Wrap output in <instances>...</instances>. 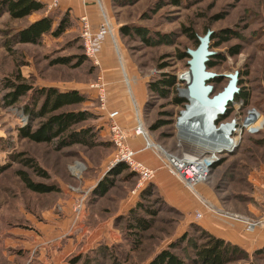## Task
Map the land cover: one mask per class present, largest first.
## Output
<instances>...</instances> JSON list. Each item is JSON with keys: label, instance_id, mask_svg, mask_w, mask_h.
Here are the masks:
<instances>
[{"label": "rangeland", "instance_id": "1", "mask_svg": "<svg viewBox=\"0 0 264 264\" xmlns=\"http://www.w3.org/2000/svg\"><path fill=\"white\" fill-rule=\"evenodd\" d=\"M39 1L46 5V10L25 20L13 21L7 13L0 15V139L10 143L7 148L0 143V168L5 167L0 173V264H31L34 257L30 253L23 259L18 255L24 249L35 248L48 255L50 249L52 254L57 249L62 252L66 242L73 240V247L77 243L82 244L73 252L70 250L64 258H80L82 264V257L92 252L86 249L88 239L97 242L101 237V240H108L99 244L112 247L110 251L114 255L117 252L118 259L124 263L130 252L126 219L129 209L137 206V197L138 202H143L156 214L152 217L142 213L147 220L153 221V228L144 234L142 246L129 264H148L184 233L190 235L192 242L176 248L174 253L186 264H192L195 250L191 244L205 243L201 234L192 228V223L197 224L202 219L201 211H207L221 221L224 229L241 228L240 233L245 236L243 241L258 235L264 227V224L259 225L264 222V0H186L181 8L171 7L168 0H100L99 4H92L96 6L95 17L98 20L96 28L94 25L93 28L98 31L106 17L112 34L105 40L103 52L99 55L100 66L96 70L91 67L94 66L92 62L86 61L81 67L75 66L76 60L68 66L52 65L56 58L78 59L83 56L82 29L78 20H71V27L60 38L48 36L42 44H16L11 50L6 48L7 39L43 16L52 17L56 25L67 11L70 19L73 18L72 11L65 8V3L72 0ZM137 27L143 28L151 38L148 43L142 36L132 33ZM124 28H128L131 34L124 33ZM227 29H231L233 35L225 41L221 36ZM208 31L214 32L211 51L216 55L211 59L217 63L211 72L229 75L238 71L239 94L247 95V98L235 101L220 116L224 118L221 120L219 117L213 124L214 130L219 131L236 120L240 133L238 147L233 151L207 153L198 139L200 127L204 124L203 116L207 114L195 112L188 117L191 106H200L192 105L184 97L188 88L184 75L189 71L190 58L179 60V55L198 47L187 34L196 36L199 42L198 38L204 37ZM233 47H240L239 54H231ZM16 74L35 87H58L62 91L80 88L81 92L91 93L93 102L85 108L97 115H100L97 109L101 108L99 90L91 86L98 83L104 85L106 112L109 107L115 108L118 89L124 91L126 107L132 119L125 125L119 123L127 134L128 145L133 150L140 149L141 153L147 152L155 159L159 167L151 166L152 170L156 176L164 173L169 181L168 187L174 188L166 192L163 190L166 187L158 188L152 184L153 191L141 199V194L137 192V176H132L129 171L114 175L115 166L111 163L115 159L116 148L101 115L99 122L94 124L101 123L103 127L99 131L100 144L95 149L74 146L59 151L54 143L39 144L20 139L19 129L28 122L22 106L5 108L2 103L5 93L3 82L15 79ZM163 74L173 76L179 82L170 98L154 95L147 88ZM215 81L211 83L215 89L210 99L223 91L229 79L220 77ZM174 96L185 99L184 105L173 106ZM188 119H191L192 126H186ZM139 127L143 135L136 134ZM208 129L212 132L211 128ZM135 139L141 142L137 145ZM16 156L17 159L13 160L12 157ZM189 158L211 162L206 180L190 189L168 168L171 160L182 162ZM28 159H33L49 179L36 176L21 162ZM76 163L85 166L80 179L73 176L70 170ZM19 171L28 174L36 183L58 186L60 192L48 195L31 192L19 177ZM107 179L113 185L104 196H100L99 192V195L86 194L102 180L108 182ZM83 199L84 212L79 214L78 205ZM66 219L75 225L71 224L70 230L64 232L61 231L64 228L60 225L57 228L54 223ZM85 221L89 222L86 226L88 231L81 236L80 229ZM246 221L256 225L252 231L248 230ZM107 222L110 224L109 232L104 230L102 235L100 226ZM78 237L85 243L78 241ZM111 256L101 258L100 263L114 264ZM49 257L46 256L51 262L52 257ZM250 263L264 264V255L252 257Z\"/></svg>", "mask_w": 264, "mask_h": 264}, {"label": "trees", "instance_id": "2", "mask_svg": "<svg viewBox=\"0 0 264 264\" xmlns=\"http://www.w3.org/2000/svg\"><path fill=\"white\" fill-rule=\"evenodd\" d=\"M186 0H168V4L173 8H181ZM240 2V0H236ZM46 10V5L39 0H1L0 1V15L1 13H7L11 20L22 21L34 14L43 13ZM69 11H67L63 18L56 25L52 17L43 16L39 20L29 24L21 30L14 33L13 37L6 40V48L11 50L16 44L20 45H38L42 44L46 37H53L54 39L60 38L70 27L71 20L69 17ZM221 18V17H220ZM56 25V26H55ZM132 33H137L142 36L146 43L151 39L148 34L141 27L135 28ZM124 33L131 34V31L127 28L123 29ZM186 31V30H185ZM224 35L221 36L225 41L229 40L233 35L231 29L224 30ZM191 39L195 40L196 44L199 42L196 40V36L187 34ZM83 46V45H82ZM240 47H233L231 54L233 56L239 54ZM190 58L186 53L179 55V60ZM76 60L77 67H81L84 62H91L86 56L75 58H56L52 61L53 66L70 65ZM217 63L213 59L210 60L207 67L211 71L215 69ZM93 69H98L96 66H91ZM214 79L211 83L216 82ZM178 80L169 75H162L158 81L149 83L148 90L162 98H170L175 94ZM2 90L5 92L2 97L3 107L13 108L15 106H22L25 116L27 117V125L19 129V138L26 139L34 143L39 144H53L56 150H63L66 148H72L79 146L87 149H95L99 143V131L102 130L101 123L94 125L95 122H99L100 115L92 112L90 109L85 108L86 105H90L93 99L86 93H82L79 90L70 89L69 91H62L58 87L48 86H33L27 83L20 74L15 75V79H5L2 85ZM243 98H247V95L241 93L236 96L235 101H239ZM27 100V101H25ZM172 105L175 107L183 106L186 102L185 99L172 97ZM234 101V102H235ZM233 104V103H232ZM229 105V108L231 105ZM222 115V114H221ZM221 115H218V119ZM224 117H220L222 120ZM90 122H92L90 124ZM0 143H3L5 148L10 146V143L0 139ZM110 143V141H109ZM108 143V145H109ZM13 160L17 159L12 157ZM27 168H30L32 172L44 179H49V176L43 171L41 167L33 159L21 161ZM112 173L116 176L129 171L132 176H136L125 164H119L115 166ZM5 170V167L0 168V173ZM19 177L24 182L27 189L31 192L39 195H48L52 193H59L60 189L56 185L36 183L30 179L28 174L19 171ZM108 180V179H107ZM110 183V184H108ZM113 185L112 181H101L98 186L93 190V195L100 193V196H104L108 188ZM102 186V189L100 188ZM101 190H100V189ZM154 189L151 184L141 192V199H144ZM100 190V191H99ZM99 195V194H98ZM163 200V198L161 197ZM164 202V201H163ZM155 216V212L146 207L143 202H138L127 215V232L130 247V252L124 263L129 264V260L137 253L142 246V238L146 232L153 228V221L147 220L143 217ZM192 228L201 234L205 243L198 245L192 243V248L195 250V256L193 257L192 264H238V263H250L252 257L259 258L264 255V247L255 250L252 254L244 250L242 247L235 245L229 241L218 238L211 234L209 231L202 227L193 224ZM131 240V241H130ZM192 242L190 235L184 233L177 241L171 243L167 249H163L158 253L148 264H186L174 250L180 248L185 243ZM182 248V247H181ZM183 249H185L183 247ZM112 247H107L102 244L97 249L93 250L89 255L82 257L84 262L82 264H101V258L112 255L114 264H124L120 262L117 256L113 254ZM117 251V249L115 250ZM27 251H21L19 257L21 259L27 256ZM94 255V256H93ZM99 260V262H98ZM80 258H72L71 264H80ZM31 264H41L36 255L31 261ZM253 264V263H250Z\"/></svg>", "mask_w": 264, "mask_h": 264}, {"label": "built area", "instance_id": "3", "mask_svg": "<svg viewBox=\"0 0 264 264\" xmlns=\"http://www.w3.org/2000/svg\"><path fill=\"white\" fill-rule=\"evenodd\" d=\"M85 6H88L90 4H99L100 0H81ZM55 6H57V3H55ZM101 7V6H100ZM80 21V27L82 29L81 39L83 42V50L84 55L86 58H88L96 67L100 66L99 61V54L100 49L103 44V42L111 36L112 31L111 27L109 25V21L106 17H104L102 24L100 25V28L98 31H95V29L92 26V23L90 21V18L88 15L83 16L79 19ZM92 89L99 90V101L101 103L100 111L102 110L104 113L106 112V97H105V91H104V85L101 83H98L97 85L91 86ZM235 104V103H234ZM108 113V112H107ZM119 115L120 113L118 111H112L107 114V121L106 126L108 127L109 135L111 137V142L115 146L116 155L114 161L111 163V166H117L119 164H125L131 172H133L139 179L138 186H137V192H142L148 184L152 183L156 177V173L154 170L150 169L146 165H144L142 162L137 160L138 152L133 150L127 143V134L121 127L119 123ZM222 116V115H221ZM248 120V119H247ZM247 120L245 123H247ZM233 130L231 131L228 127L230 125H224V136L230 137L233 141L229 143L230 150L233 151L238 147V129L236 127V120L232 122ZM242 128H245L241 126ZM240 127V128H241ZM222 128V127H221ZM228 129V130H227ZM221 130V129H220ZM240 131V130H239ZM229 132V133H228ZM137 135H143L144 132L142 128H138L136 130ZM211 139H221L219 137H211ZM223 140V139H222ZM152 146V145H151ZM153 147V146H152ZM174 160V159H173ZM189 160H192L193 162L197 164H204L208 161H201L199 158H189ZM187 159L182 162L172 161L170 166H168L169 171L172 175L180 177V179L184 182V184L189 187H192L194 185H197L199 183H202L206 180L208 176V165L205 166L203 169L195 171L194 164L190 165L187 164ZM206 165V164H205ZM71 173L76 178H81L82 174L84 173L85 166L82 163H76L71 167ZM96 188V186L91 187L87 190L86 194H91L93 190ZM83 199L81 201V204L78 205L79 214L83 211ZM248 224V230L252 231L256 225L250 223V221H246ZM264 222H262L259 225H263ZM72 225H75L74 223Z\"/></svg>", "mask_w": 264, "mask_h": 264}, {"label": "crops", "instance_id": "4", "mask_svg": "<svg viewBox=\"0 0 264 264\" xmlns=\"http://www.w3.org/2000/svg\"><path fill=\"white\" fill-rule=\"evenodd\" d=\"M65 5H66L65 8H67V9H69V10L72 11L73 19L74 20H76V21L78 20L79 21L80 18H82L85 15H88L89 18H90V21L92 23V26L94 25V27L96 28L95 25H97V21H98L97 20V17H95L96 16V13H97L96 8H95L96 6L90 4L91 6H88V7L85 6L84 7V4H83V2L81 0H78V1L77 0L67 1L65 3ZM99 23H100V21H99ZM104 44H105V41L103 42V44L101 46L100 54L99 55H101V53L103 52L102 49H103V45ZM75 90H79L81 92V89L80 88H76ZM82 93L90 94L89 96L91 98H93V95L91 93H87V92H82ZM117 96H118V99H117L118 102L117 103H114V104H116L115 105V108L109 107L107 109V111H108V113L109 112H112V111H118L120 113V115H119V121H120V123H122L123 125H125L126 123L131 122V119H132L131 112L126 107L127 104H126V99H125V96H124V91L118 89ZM136 98H137V96H136ZM119 100H121V101H119ZM119 109L121 110V112L119 111ZM97 110H98L99 114L102 116L101 118H103L101 120H103V121L105 120V123H104V125H105L106 124V121H107V114L108 113L107 112H105V113L104 112H101L99 109H97ZM106 128H107V131H108V127L107 126H106ZM108 135H109V131H108ZM135 142L138 145L141 141H140V139H135ZM134 150L137 151L138 154H139L138 155L139 158L137 157V159H140V161L144 162V164L147 167H149L150 169H153L152 167H154L156 169L159 167L158 166V163L156 162V160L153 159V158H151L150 155L146 154L147 152H145V153L142 152L141 153V152H139L140 149H134ZM158 175L155 177V179H154V181L152 183L148 184V186L151 185V184H154L158 188H160V186H162L163 188L166 187L165 189H163L166 192H169L171 188H174V187H170V188L168 187L169 186L168 185L169 184V181L165 178L164 173H159ZM99 182L100 181H98L96 183V185ZM138 194L140 195L141 193L138 192ZM137 199H138V197H137ZM137 199L135 200V201H137L136 204L138 203V200ZM183 200H186V198L183 199ZM179 204H181V201H180ZM174 205H176V204L174 203ZM68 206H70V205L68 204ZM176 206H178V205H176ZM178 207H180V206H178ZM180 208H182V207H180ZM186 208L188 209L189 212L191 211L189 209V207H186ZM131 210H132V208L129 209V212ZM201 212H203L202 219L197 224L196 223H192V224H196V225L202 227L203 229L209 231L211 234L215 235L218 238L224 239L226 241H229V242H231V243H233L235 245H238V246L242 247L243 249H245L249 253H252V251H255L257 249H260V248L264 247V235L262 234V231L264 230V227L261 228L262 230L259 232L258 235H255V237H252V238L248 237L247 241H243L242 239L245 238V236L243 235V237H242V234L240 233L241 232V228H239V227L238 228H234V230L224 229L220 225V222L221 221H219L215 217L209 215V213L207 211H201ZM117 216H119V215H117ZM112 221H113V219L111 220V222ZM88 223H89L88 221H85V223L83 222V226L80 229L82 231V233L80 234L81 236L82 235L84 236V234L87 233L88 229L86 228V226L88 225ZM108 223L109 222H107L104 225L100 226L99 232H101L102 235H103V231L104 230H106V232H109V227H110L109 225L110 224H108ZM54 224L57 226V228L60 225L62 228H64V230H61V231H64L65 232L71 226V224H73V222L70 221L69 219H66L65 221H58V222H55ZM68 230H70V229H68ZM99 232H98V234H99ZM108 234H110V233H107L106 235H108ZM58 238L59 237H57V239ZM101 238L98 239L100 241H97V242H95V240L91 241V239H88L89 244L86 247V249L88 251L89 250L93 251L94 249H96L100 245L99 243L102 240L103 241L105 240L106 242L108 240L107 238H103L101 240ZM78 241H80V242L83 241V244L85 243L84 240H80V238L78 239ZM92 242H95V243H92ZM81 244L82 243H79V244L77 243L75 245V247L77 248L78 246H81ZM92 244H94V246H92ZM73 246H74V240H73V242H66L65 247L62 250V252H58V249H57V251L52 254L51 253V249H50V251L47 252L48 255H46V252L36 251L35 248H32V249H27L26 248L24 250L27 251V252H29L32 257H34V255H36V258L38 257V261L41 264H51V263L52 264H68V263H70V260L68 259L69 256L67 258L66 257L64 258V255L69 254L70 250H72V252L74 250H76V249H74L75 247H73ZM37 253L39 254V256L37 255ZM46 256L52 257L51 262L46 258Z\"/></svg>", "mask_w": 264, "mask_h": 264}, {"label": "water", "instance_id": "5", "mask_svg": "<svg viewBox=\"0 0 264 264\" xmlns=\"http://www.w3.org/2000/svg\"><path fill=\"white\" fill-rule=\"evenodd\" d=\"M214 32L208 31L204 37H199V45L195 50H188L190 57L188 94L194 96L196 105L201 109L220 110V114L226 113L230 104L234 103L236 96L240 93L239 72L236 71L229 75H217L211 72L207 65L211 58L216 54L211 51V40ZM226 77L229 79L227 86L222 92L215 95L212 99L209 96L214 92V86L211 81L214 79Z\"/></svg>", "mask_w": 264, "mask_h": 264}, {"label": "bare ground", "instance_id": "6", "mask_svg": "<svg viewBox=\"0 0 264 264\" xmlns=\"http://www.w3.org/2000/svg\"><path fill=\"white\" fill-rule=\"evenodd\" d=\"M184 79L189 82L190 78H189V75H184ZM188 90L186 89L184 91V97L185 99L189 100L191 102L192 105H196L195 101H194V96H191L190 94H188ZM202 107L200 108H196V107H193L191 106L189 108V116L188 117H192V115L195 114V112H202V113H206L207 115H204L203 116V120H202V126L200 127V133L198 135V139H199V142L206 148V152L207 153H219V152H222V151H231L230 147H229V143H231V141H233L230 137H226L227 134H225L224 136V130H214V127H213V124L214 122L216 121V117H218V115H221L219 112L220 110H206V111H203V109H201ZM195 118V117H194ZM193 118V119H194ZM212 118V120H211ZM212 121V122H210ZM211 124V127H210V124ZM192 126L193 124H191V119H188V121L186 122V126ZM207 128V130H206ZM208 128H211L212 129V132H209V129ZM231 128L230 130L232 131L233 130V127L230 125V127H228V129ZM227 129V130H228ZM206 132L208 134V136L206 135ZM209 132V133H208ZM198 133V132H197ZM229 133V132H228ZM211 137H219L221 139H211ZM196 139V138H195ZM223 139V140H222ZM187 164L189 163L190 165L194 164L195 162H193L192 160H189L187 159ZM210 161L208 162H205L204 164H197L195 163L194 164V169L195 171H198V170H201L203 169L205 166H207V164H209ZM206 164V165H205Z\"/></svg>", "mask_w": 264, "mask_h": 264}]
</instances>
